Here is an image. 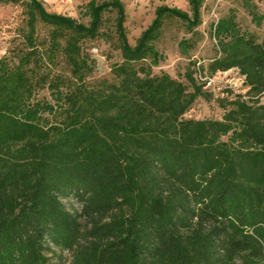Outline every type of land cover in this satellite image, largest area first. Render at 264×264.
Returning <instances> with one entry per match:
<instances>
[{
	"label": "trees",
	"instance_id": "obj_1",
	"mask_svg": "<svg viewBox=\"0 0 264 264\" xmlns=\"http://www.w3.org/2000/svg\"><path fill=\"white\" fill-rule=\"evenodd\" d=\"M186 1L188 11L158 5L130 44L121 0H88L87 23L40 0H0L24 14L0 57V264H51V246L72 251L71 264H264V37L229 8L210 25L208 62L183 79L154 73L165 22L191 36L201 24L203 0ZM242 6L259 26L264 13ZM101 36L119 60L87 83V42ZM232 69L247 90L217 98L222 117H185L214 96L207 79ZM43 89L53 102L36 98Z\"/></svg>",
	"mask_w": 264,
	"mask_h": 264
},
{
	"label": "rangeland",
	"instance_id": "obj_2",
	"mask_svg": "<svg viewBox=\"0 0 264 264\" xmlns=\"http://www.w3.org/2000/svg\"><path fill=\"white\" fill-rule=\"evenodd\" d=\"M40 1L49 12L69 15L83 23L88 21V17L82 14L83 6L88 0ZM121 1L124 4V26L130 44H134L140 32L151 23L154 17V10L158 5L166 4L186 11L189 10L186 0ZM251 1L257 5L258 14L264 13V0ZM229 8L235 10L236 20L242 30L252 32L260 39L264 37V20L261 21L259 26H256L247 10L242 6V0H203L200 8L201 24L195 28L193 36L186 31L181 22H165L163 34L156 43V47L162 53L164 59L152 68L153 72L160 73L164 71L174 78L183 79V74L186 68L190 66L189 64L194 61L208 62L215 53V40L210 36V25L219 17L224 16ZM23 17V7L20 4L0 3V57L5 54L10 46V41L15 36L17 28L22 26ZM109 22L107 21V24H110ZM43 31L42 26L39 25L38 32L43 34ZM189 38L193 41V47L183 51L178 42ZM113 41L101 36L94 41L87 42L89 53L95 60L94 71L87 77V83H92L101 78H111L109 66L111 62L119 60V53L114 48ZM208 89L213 91L214 96L206 101L201 98L196 100L185 117L220 119L223 114V108L217 98H230L233 95L244 94L247 90L242 84V78L236 69L217 73L212 77ZM227 89L230 90L229 93L226 92ZM36 98L53 102L49 92L45 89L40 90ZM245 98L247 97L245 96ZM260 101L264 103V93L261 95ZM66 206L69 210L77 211L78 213L82 209L80 203L70 198L66 200ZM79 221L83 229L88 225L84 216L79 217ZM45 255L51 264H71L72 262V251L67 249L51 246V250L46 251Z\"/></svg>",
	"mask_w": 264,
	"mask_h": 264
},
{
	"label": "built area",
	"instance_id": "obj_3",
	"mask_svg": "<svg viewBox=\"0 0 264 264\" xmlns=\"http://www.w3.org/2000/svg\"><path fill=\"white\" fill-rule=\"evenodd\" d=\"M212 78H208L205 84V87L208 88V86L211 84Z\"/></svg>",
	"mask_w": 264,
	"mask_h": 264
}]
</instances>
